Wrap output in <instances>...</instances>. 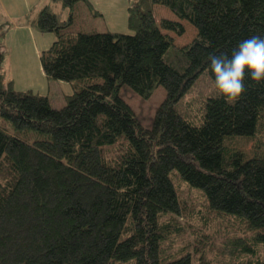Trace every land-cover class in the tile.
Wrapping results in <instances>:
<instances>
[{"label": "trees", "instance_id": "trees-1", "mask_svg": "<svg viewBox=\"0 0 264 264\" xmlns=\"http://www.w3.org/2000/svg\"><path fill=\"white\" fill-rule=\"evenodd\" d=\"M50 4L32 22L55 37L39 63L72 94L54 108L0 72V264H193L162 251L183 212L173 173L236 228L220 245L228 264H264V152L228 148L264 128V83L246 76L235 102L217 91L197 123L178 111L203 73L214 85L210 54L264 36V0H129V33L75 32L74 9L89 2ZM185 24L195 34L177 46ZM159 88L165 98L145 128L121 91L148 100Z\"/></svg>", "mask_w": 264, "mask_h": 264}, {"label": "rangeland", "instance_id": "rangeland-1", "mask_svg": "<svg viewBox=\"0 0 264 264\" xmlns=\"http://www.w3.org/2000/svg\"><path fill=\"white\" fill-rule=\"evenodd\" d=\"M160 11L162 10L157 8L155 10L158 20L161 19L159 17H162L159 14L165 16ZM167 13H169L168 10ZM78 25H82V29L85 32H93L91 31L92 22L84 18L82 13L78 16ZM185 25V34L182 37L173 36L177 46L188 44L194 36L193 33L195 34L192 26L189 24ZM100 30L103 29L99 28L98 31ZM9 46L11 48V44ZM4 57L0 72L4 73L6 69V78L14 89L23 91L28 89L37 90L44 95L50 89V92L55 93L57 97L72 94L69 84L47 80L39 68L38 60L34 62L35 68L33 67L32 61L35 55L28 57L27 60L19 61L15 59L16 54L12 49L11 52L4 54ZM215 95H217L215 86L207 74L203 73L179 103L178 111L188 120L197 123L200 121L204 102ZM121 97L132 108L140 124L145 128H149L157 108L165 98V92L162 88H159L150 99L143 100L129 90L122 89ZM228 144V148L242 152L246 158L259 156L264 152V128L260 127L253 139L232 140ZM173 174V183L180 202L183 204V212L181 216L170 222L172 233L167 236L163 243V255L169 259H176L189 253L192 256L193 264H198V259L201 257L204 260V264L231 263L227 249H221L220 245L222 246L226 240L232 239L235 235H239L236 232V228L232 227L230 222L223 217L208 213L202 195L191 189L176 173ZM163 221L168 222L170 220L166 217ZM130 264H134V262Z\"/></svg>", "mask_w": 264, "mask_h": 264}, {"label": "crops", "instance_id": "crops-1", "mask_svg": "<svg viewBox=\"0 0 264 264\" xmlns=\"http://www.w3.org/2000/svg\"><path fill=\"white\" fill-rule=\"evenodd\" d=\"M90 8L84 4H79L75 7L73 12V26L72 30L75 32L85 30L81 26H77L78 16H82L92 22L93 32H113V33H129L127 29V9L129 0H87ZM51 5L50 0H0V21L6 23L5 31L0 37V43L4 54L15 51L16 58L20 60H27L28 57L35 55L32 61H39L41 52L47 50L50 45L55 41L53 34H40L34 29L32 22L37 14L45 7ZM68 12L65 11L63 19H66ZM99 28L103 30L98 31ZM11 44V48L10 45ZM13 57V55H12ZM11 57V58H12ZM26 68L28 66L24 64ZM7 67V66H6ZM39 68L40 63H39ZM2 74L5 77V82L8 83L6 78V69ZM13 88V87H12ZM15 91H23L14 89ZM31 90V89H28ZM33 91V90H32ZM36 91V92H35ZM33 92L41 94L39 91ZM44 95V94H41ZM69 96L68 94H66ZM54 108H62L65 104V95H57L53 92L45 94Z\"/></svg>", "mask_w": 264, "mask_h": 264}, {"label": "clouds", "instance_id": "clouds-1", "mask_svg": "<svg viewBox=\"0 0 264 264\" xmlns=\"http://www.w3.org/2000/svg\"><path fill=\"white\" fill-rule=\"evenodd\" d=\"M208 67L219 95L226 101H237L246 91V76L264 83V36L243 39L230 54H210Z\"/></svg>", "mask_w": 264, "mask_h": 264}]
</instances>
